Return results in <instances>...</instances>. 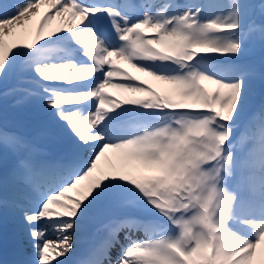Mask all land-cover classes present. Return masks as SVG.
I'll return each mask as SVG.
<instances>
[{"label":"snow or ice","instance_id":"6c2138e0","mask_svg":"<svg viewBox=\"0 0 264 264\" xmlns=\"http://www.w3.org/2000/svg\"><path fill=\"white\" fill-rule=\"evenodd\" d=\"M250 44L264 0H0V97L69 145L52 158L0 122V214L22 225L0 264H264Z\"/></svg>","mask_w":264,"mask_h":264},{"label":"rangeland","instance_id":"374dc122","mask_svg":"<svg viewBox=\"0 0 264 264\" xmlns=\"http://www.w3.org/2000/svg\"><path fill=\"white\" fill-rule=\"evenodd\" d=\"M121 67L122 68L125 67L127 71H129L133 75L138 76L141 80H143L146 86L154 87L156 91H161L162 89L167 87L165 85H160L158 82L152 81L148 77L140 76V74L133 72L132 69H129L127 65L125 64H121ZM111 95L116 98H122L124 95H128V94H121V93H117L113 91ZM10 98L11 97H7L6 99H10ZM14 105H17V103L14 102ZM17 111L24 113V115H28L29 113H32L34 111L37 112L38 114L43 113L40 110L39 104L35 101L28 103V104H24ZM33 138L37 143L41 144L43 147L45 146L46 149L48 150L52 149L51 151H54L56 155L58 153H61L62 151L63 153H65L66 151H68V148H69V145L66 142V137H64L62 133H59L53 130L52 128H50L48 123H46L45 125L41 127L36 128L33 132ZM106 155L108 156L109 159H112V162L114 164H116L117 166L119 165V161L113 158V154L109 153ZM13 161H14V157L9 155L8 162L12 164ZM101 163L102 164L104 163L103 159ZM70 195H74V193H70ZM5 216L7 218H5ZM16 216H18V214L13 215L11 212L6 213V214H0V220H1L0 221V231L3 232L6 228H10L12 229L11 231L14 232V236H17V234H19L22 231V227L14 226L11 223L15 219ZM10 240L11 241L9 240L8 241L10 242V246L12 247L15 244L14 239H10ZM3 245H4V240H3ZM85 247H86V243L82 241L81 246H80L81 251H83Z\"/></svg>","mask_w":264,"mask_h":264},{"label":"trees","instance_id":"16d2710c","mask_svg":"<svg viewBox=\"0 0 264 264\" xmlns=\"http://www.w3.org/2000/svg\"><path fill=\"white\" fill-rule=\"evenodd\" d=\"M262 61H264V51H261L259 45H252L250 44L247 50L242 54L240 58V62L245 63V64H252L257 67V69L260 68ZM260 83V85H255L253 92L250 96L249 100V107L245 113L244 119H250L254 113H257L259 111L260 105L262 102H264V86H262L261 82L259 79H257ZM14 110L10 109L7 105H2L0 104V116L3 118H8L10 117L9 115L13 113ZM37 112H32L30 114V117H32L34 114ZM24 113L19 112V116L23 115ZM43 120L39 118H34L33 121L26 120L25 124L23 125V131L27 133L32 132V127L31 125H36L41 123ZM260 123L259 118L257 117L256 119L252 120V128L255 129L256 125ZM237 176H240V172H237Z\"/></svg>","mask_w":264,"mask_h":264}]
</instances>
